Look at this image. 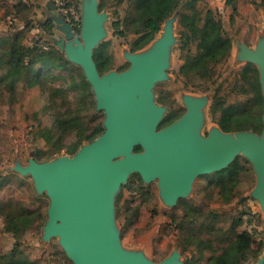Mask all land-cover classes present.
Listing matches in <instances>:
<instances>
[{
  "label": "rangeland",
  "instance_id": "obj_1",
  "mask_svg": "<svg viewBox=\"0 0 264 264\" xmlns=\"http://www.w3.org/2000/svg\"><path fill=\"white\" fill-rule=\"evenodd\" d=\"M33 1L0 0V53L9 48V41L17 34L20 43L27 47L57 49L54 41L58 37L54 33L55 37L48 40L34 31L41 25L44 11L37 12ZM68 1L80 6L82 12V0ZM188 1L192 0H178L155 38L163 37L169 22L173 41L166 74L155 84L153 99L165 109L159 128L186 113L187 98L206 100L201 134L208 136L212 128H221L211 112L216 95L227 104H243L254 96L252 87L242 78L250 62L241 53L243 47L254 48L263 38L264 11L260 0H233L232 5L228 0L197 1L195 8L202 16L212 10L232 39L228 57L211 65L212 77H200L188 72L185 63L187 54L197 49V42L187 40L180 23L181 12L192 11L184 5ZM103 3L100 11L107 17V36L97 48L110 42L109 50L115 59L113 70L124 72L131 66L124 54L132 52L131 43L137 35L128 32L118 36L113 23L131 17L133 0ZM100 4L101 0L99 8ZM120 29H126L124 24ZM74 31L80 35L81 27H74ZM152 43L138 52L150 48ZM73 64L66 68H44L38 64V81L30 83L31 72L14 76V91H10L5 80L1 81L6 68H0V261L16 251L33 264H75L59 237H45L51 197L37 189L33 175L17 170L18 166H28L32 159L51 163L63 156L75 157L105 131L106 113L98 110L96 93L83 68ZM58 119L64 125L58 124ZM101 123L104 131L93 141L87 140ZM256 180L253 164L241 154L228 168L200 175L188 196L171 206L161 195L158 179L145 181L139 173H131L114 196V227L120 246L125 252L142 254L153 262H161L176 250L181 264H211L210 257L227 245L228 232L241 220L237 231H248L254 237L253 250L245 257V264H256L264 254L263 210L250 196ZM243 197L246 198L241 200ZM208 243L211 247L201 251Z\"/></svg>",
  "mask_w": 264,
  "mask_h": 264
},
{
  "label": "water",
  "instance_id": "obj_2",
  "mask_svg": "<svg viewBox=\"0 0 264 264\" xmlns=\"http://www.w3.org/2000/svg\"><path fill=\"white\" fill-rule=\"evenodd\" d=\"M82 1L80 35L55 15L51 19L63 36L54 43L70 62L83 68L98 110L106 113L105 131L75 157L51 163L32 159L17 170L33 175L37 189L51 197L45 237H59L75 264H181L176 250L153 262L121 248L114 227L116 192L137 172L145 181L158 179L163 199L173 206L188 196L200 175L224 170L242 154L254 166L257 180L250 196L264 215V128L256 134L214 127L202 136L207 101L193 98L185 100L187 111L181 118L159 128L165 109L154 102L153 89L166 74L173 27L166 22L163 37L154 39L150 48L126 51L124 57L131 64L126 71L101 74L94 52L107 36V17L99 0ZM51 8L55 10V4ZM242 49V57L258 67L264 97V36L254 48ZM256 264H264V254Z\"/></svg>",
  "mask_w": 264,
  "mask_h": 264
},
{
  "label": "trees",
  "instance_id": "obj_3",
  "mask_svg": "<svg viewBox=\"0 0 264 264\" xmlns=\"http://www.w3.org/2000/svg\"><path fill=\"white\" fill-rule=\"evenodd\" d=\"M106 0H101L100 9L104 7ZM199 0L186 2L184 5L192 11H182L180 23L185 28V35L188 41H196V52L188 53L186 56V66L190 73H198L200 77H212V64L225 60L232 49V39L225 33L221 21L215 16L212 10H208L202 16L195 5ZM233 4V0H228ZM260 6L264 11V0H260ZM178 5V0H133V12L131 17L125 20L115 21L113 28L118 36H125L128 32L135 33L136 39L131 43L132 52L145 48L150 44L161 31L163 23L173 14ZM124 24L126 29L121 30ZM126 24V25H125ZM50 30L52 23L44 25ZM21 37L15 35L9 41V48H5L4 53H0V68L5 66L6 72L2 75L1 81L5 80L10 91H14V76L22 73H32L30 83L38 81L39 77L35 67L41 64L44 68H66L75 66L65 55L55 48L45 50L40 45L27 47L20 43ZM110 42L102 44L94 52V60L101 74L112 70L115 66L114 55L109 50ZM242 78L250 84L254 96L241 103L227 104L223 97L216 95L211 107L213 117L225 132L237 131H258L263 129L262 116L264 113V97L259 79L257 67L248 64L243 72ZM90 88V84L84 80ZM171 121V120H170ZM58 124L64 125L57 120ZM98 126L96 130L86 137L93 141L97 134H101L104 129ZM82 143V139L79 144ZM140 148H137L139 150ZM242 223H236L228 232L225 240L227 245L220 252L210 257L211 264H245V257L253 250L254 237L248 231L238 232L237 227ZM210 243L204 245L201 251L209 249ZM0 264H33L27 258L21 256L16 251H12L4 258Z\"/></svg>",
  "mask_w": 264,
  "mask_h": 264
},
{
  "label": "crops",
  "instance_id": "obj_4",
  "mask_svg": "<svg viewBox=\"0 0 264 264\" xmlns=\"http://www.w3.org/2000/svg\"><path fill=\"white\" fill-rule=\"evenodd\" d=\"M33 2L36 5L35 9L37 12L44 11V17L40 25L41 27L38 26L34 28V31L37 32L40 37H46V39L48 40L55 36L58 37L57 39H59V37H62L63 34L58 31L57 23L53 19H51L53 16L59 15L56 9L53 10L51 8L55 4L54 0H34ZM50 22L52 23V27L50 30H47V27H45L44 25ZM52 33H54L55 36L52 35Z\"/></svg>",
  "mask_w": 264,
  "mask_h": 264
},
{
  "label": "built area",
  "instance_id": "obj_5",
  "mask_svg": "<svg viewBox=\"0 0 264 264\" xmlns=\"http://www.w3.org/2000/svg\"><path fill=\"white\" fill-rule=\"evenodd\" d=\"M58 14L74 27L81 26L80 6L70 4L68 0H54Z\"/></svg>",
  "mask_w": 264,
  "mask_h": 264
}]
</instances>
